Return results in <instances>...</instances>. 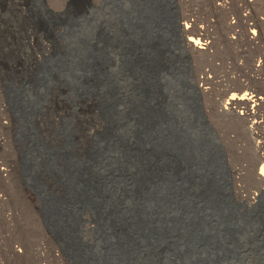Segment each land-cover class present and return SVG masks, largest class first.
<instances>
[{
	"label": "rangeland",
	"instance_id": "rangeland-1",
	"mask_svg": "<svg viewBox=\"0 0 264 264\" xmlns=\"http://www.w3.org/2000/svg\"><path fill=\"white\" fill-rule=\"evenodd\" d=\"M144 1L0 0V264H75L47 222L45 199L63 195L69 159L95 170L98 140L111 125L106 102L127 123L130 98L141 94L142 64L131 62L140 57L185 64L239 211L264 196L257 179L264 161L249 130L254 122L264 146V0H151L170 22L165 48L141 42L130 23L141 20ZM190 35L207 49L192 50ZM242 91H255L262 104H250L246 120L225 115L221 105ZM85 218L83 238L95 242L97 225L90 212ZM245 253L242 264H264L263 246Z\"/></svg>",
	"mask_w": 264,
	"mask_h": 264
},
{
	"label": "water",
	"instance_id": "water-1",
	"mask_svg": "<svg viewBox=\"0 0 264 264\" xmlns=\"http://www.w3.org/2000/svg\"><path fill=\"white\" fill-rule=\"evenodd\" d=\"M155 7L145 0L141 20L130 23L141 42L165 48L171 26ZM131 62L142 64L141 94L130 98L127 123L106 102L111 125L98 140L96 168L69 159L63 195L45 199L50 228L75 264H242L247 248L264 247V196L239 211L224 150L183 77L185 64ZM87 212L95 242L80 229Z\"/></svg>",
	"mask_w": 264,
	"mask_h": 264
},
{
	"label": "bare ground",
	"instance_id": "bare-ground-1",
	"mask_svg": "<svg viewBox=\"0 0 264 264\" xmlns=\"http://www.w3.org/2000/svg\"><path fill=\"white\" fill-rule=\"evenodd\" d=\"M226 0H224L225 2ZM189 24V23H188ZM187 24V22H183V27H184V30L186 29V31L188 32V28H189V25ZM204 30V29H201V31ZM190 31V30H189ZM196 32L197 34H200V29H196ZM203 32V31H202ZM204 32H206V30H204ZM254 34L256 33V31H252ZM202 34V33H201ZM188 39V42H189V45L191 46V49L192 50H202V51H205L204 49H207L204 45H208L207 41L204 42L201 40L200 36H188L187 37ZM200 81V80H199ZM207 83V82H206ZM242 87V86H241ZM240 87V88H241ZM201 90H205L206 87L205 86H200ZM248 89V88H247ZM232 90V89H231ZM251 91V90H250ZM230 92V91H229ZM255 92V91H254ZM254 92H248V91H245V92H239V93H232L226 100V102L221 105L222 107V111L224 112L225 115L227 116H230L232 114L236 115V116H239L240 118H244L245 120L247 119L248 115L250 113H248V106L251 104V105H260L262 104L263 102V97L262 96H259L258 94L254 93ZM240 105V106H239ZM245 108V110H240L242 106ZM240 108V109H239ZM253 109V108H252ZM250 110V109H249ZM253 111V110H252ZM255 112V111H254ZM236 118V117H235ZM237 119V118H236ZM250 122V121H249ZM252 124L249 125V130H250V133L251 134H255V146H256V149L258 150V154H259V157H258V161H264V149H263V145H261L260 141L258 142L256 140L257 138V135H258V132L255 131L254 129V125L253 123L254 122H251ZM250 124V123H249ZM263 127V126H262ZM263 129V128H262ZM264 131V130H262ZM263 146V147H262ZM260 150H263V153L260 152ZM262 163V162H261ZM264 163V162H263ZM1 175V174H0ZM257 179L260 183H262L264 185V164L261 165V169L259 170V172L257 173ZM264 189V188H261V190Z\"/></svg>",
	"mask_w": 264,
	"mask_h": 264
}]
</instances>
